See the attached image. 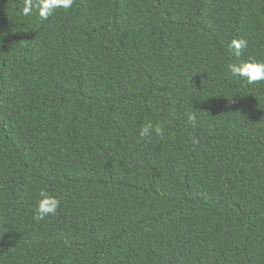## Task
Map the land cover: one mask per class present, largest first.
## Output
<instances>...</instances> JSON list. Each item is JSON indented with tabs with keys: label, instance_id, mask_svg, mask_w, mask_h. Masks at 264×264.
Here are the masks:
<instances>
[{
	"label": "trees",
	"instance_id": "16d2710c",
	"mask_svg": "<svg viewBox=\"0 0 264 264\" xmlns=\"http://www.w3.org/2000/svg\"><path fill=\"white\" fill-rule=\"evenodd\" d=\"M23 5L0 0V264H264V81L229 72L264 62V0Z\"/></svg>",
	"mask_w": 264,
	"mask_h": 264
},
{
	"label": "clouds",
	"instance_id": "9594fccd",
	"mask_svg": "<svg viewBox=\"0 0 264 264\" xmlns=\"http://www.w3.org/2000/svg\"><path fill=\"white\" fill-rule=\"evenodd\" d=\"M74 0H24L21 14L30 16L33 11L39 15L41 20H47L57 9H70ZM248 47V41L244 38L234 39L231 41L229 48L232 54L240 57L243 51ZM229 72L232 77L243 78L249 84L264 81V62L262 61H245L239 64L229 65ZM189 121L195 126L196 119L194 115H189ZM161 126H153L148 122L139 129L140 138H150L154 133L157 136L162 135ZM40 199L37 202L33 219L37 222L44 220L46 217L55 215L60 207V200L55 196L49 195L45 191L39 193Z\"/></svg>",
	"mask_w": 264,
	"mask_h": 264
}]
</instances>
